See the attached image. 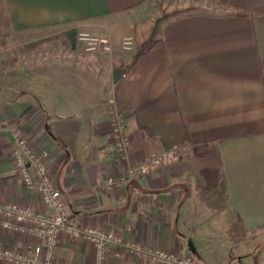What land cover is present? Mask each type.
Listing matches in <instances>:
<instances>
[{
  "label": "crops",
  "instance_id": "crops-1",
  "mask_svg": "<svg viewBox=\"0 0 264 264\" xmlns=\"http://www.w3.org/2000/svg\"><path fill=\"white\" fill-rule=\"evenodd\" d=\"M161 2L186 13L146 24ZM81 33L107 37L112 51L85 54ZM14 128L84 226L198 264H264V0H0V202L40 209L11 158ZM174 146L148 177L127 174ZM109 177L124 182L99 189ZM30 242L0 229V248ZM53 255L95 262L89 242L67 235ZM107 264L156 263L114 247Z\"/></svg>",
  "mask_w": 264,
  "mask_h": 264
},
{
  "label": "built area",
  "instance_id": "built-area-1",
  "mask_svg": "<svg viewBox=\"0 0 264 264\" xmlns=\"http://www.w3.org/2000/svg\"><path fill=\"white\" fill-rule=\"evenodd\" d=\"M79 41L87 53H110L112 46L106 38L94 37L88 33L79 34ZM122 50L132 51L134 38L125 36ZM111 133L119 152L125 159L130 146L125 120L121 114L111 119ZM12 157L18 174L25 187L38 196L41 208L23 206L17 203L0 202V229L11 235L29 239L31 242L24 251L9 246L0 248V261L8 264H61L54 259L53 251L63 235L76 240H85L95 251L94 264H107L111 248L118 247L138 258H145L156 264H198L196 261L159 248H149L138 242H130L115 231L84 226L68 208L66 199L57 187L49 163L35 150L32 141L19 129H13ZM176 146L161 153H152L139 164L128 167L131 177H148L157 168L171 163L177 156ZM123 178L109 177L99 182L102 190L120 187Z\"/></svg>",
  "mask_w": 264,
  "mask_h": 264
},
{
  "label": "rangeland",
  "instance_id": "rangeland-1",
  "mask_svg": "<svg viewBox=\"0 0 264 264\" xmlns=\"http://www.w3.org/2000/svg\"><path fill=\"white\" fill-rule=\"evenodd\" d=\"M171 8V9H170ZM184 13H186V9H178V8H172L171 6L169 7V4L166 2H161L160 6L158 8H156L155 6H153L152 8L148 9V11L146 12V16H147V20L145 21L146 24H156V25H160L163 21L165 20H170L173 19L174 17L183 15ZM158 19H160L161 21L158 22ZM132 36V35H129ZM134 38V45H135V37L132 36ZM81 43V42H80ZM82 50L85 54H89L87 52L84 51V47L82 45ZM134 49V47H133ZM24 80L22 79V81L18 82L19 84H24Z\"/></svg>",
  "mask_w": 264,
  "mask_h": 264
},
{
  "label": "water",
  "instance_id": "water-1",
  "mask_svg": "<svg viewBox=\"0 0 264 264\" xmlns=\"http://www.w3.org/2000/svg\"><path fill=\"white\" fill-rule=\"evenodd\" d=\"M122 73L123 72L118 70V69L114 71V82H118L119 81V79L121 78ZM193 252H194V250H193Z\"/></svg>",
  "mask_w": 264,
  "mask_h": 264
}]
</instances>
